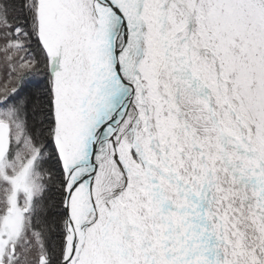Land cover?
I'll return each instance as SVG.
<instances>
[{
	"label": "snow or ice",
	"instance_id": "1",
	"mask_svg": "<svg viewBox=\"0 0 264 264\" xmlns=\"http://www.w3.org/2000/svg\"><path fill=\"white\" fill-rule=\"evenodd\" d=\"M0 264H264V0H0Z\"/></svg>",
	"mask_w": 264,
	"mask_h": 264
}]
</instances>
